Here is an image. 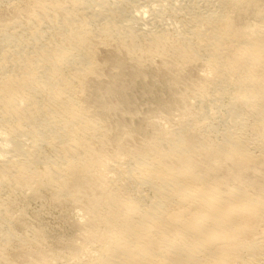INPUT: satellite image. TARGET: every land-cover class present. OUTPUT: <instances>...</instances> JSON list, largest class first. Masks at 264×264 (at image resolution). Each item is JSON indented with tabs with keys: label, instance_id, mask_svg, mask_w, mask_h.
<instances>
[{
	"label": "bare ground",
	"instance_id": "bare-ground-1",
	"mask_svg": "<svg viewBox=\"0 0 264 264\" xmlns=\"http://www.w3.org/2000/svg\"><path fill=\"white\" fill-rule=\"evenodd\" d=\"M155 61L181 111L110 135L102 66ZM43 194L82 214L63 251L15 206ZM20 255L264 264V0H0V264Z\"/></svg>",
	"mask_w": 264,
	"mask_h": 264
},
{
	"label": "rangeland",
	"instance_id": "rangeland-1",
	"mask_svg": "<svg viewBox=\"0 0 264 264\" xmlns=\"http://www.w3.org/2000/svg\"><path fill=\"white\" fill-rule=\"evenodd\" d=\"M104 53L105 52H102L99 56L101 57L99 59H100V62L102 63L104 60V55L106 54ZM102 63H100V65H102ZM154 64L155 65L152 68H149V69L144 68L140 73L137 74L138 76L134 73V71L130 69H123L124 71L121 69L120 71L122 72H120L118 71L119 69H115L113 67L106 68V66L104 65L102 66L104 70L102 69V73H101L102 77L100 76L99 78V80L100 79L101 80L98 81L97 84H93V86L96 88L92 86L93 90L96 93L92 90V88L91 89L89 88V91L87 93L88 95L87 100L91 97L88 100V102L91 103L92 106L95 105L93 106V109H95V111L97 110V115L99 118L101 117L100 119L102 120L103 124L106 125L107 128L109 127L110 135H112L113 133L112 136H114L115 134L117 135V133L119 132L127 131V128L129 129L128 131H131L132 127L134 128L136 126L135 128L139 127L142 135L146 136L148 134L146 137L149 138L151 137V133H150L151 129L147 127L146 123L148 121L158 122L159 118L163 115L165 116V115L172 114L171 116L175 117V115L179 114V112L181 111L180 107L182 106V104L180 103V100L178 99H180L179 98L180 94L184 92L183 83L179 81L180 84L182 83L180 86V84L177 85L179 83L177 81L178 83L175 82L174 83L175 85H174L173 84L174 80H171L170 76H166L164 72H161L159 68H157L159 66L157 61H155ZM107 69L109 72L107 71ZM104 71H106V73ZM192 74H195V73H192ZM107 87L109 89L108 92L107 90H105L107 89ZM172 89L175 91H173ZM98 101L100 103L102 102L101 105L103 106L100 107V103ZM96 106H98L99 108H97ZM100 108H102L101 109L102 111H100ZM177 110L178 111L180 110V111L178 112ZM164 111H166V113ZM170 111H171V114H170ZM156 115L158 117L155 118ZM151 118L156 119V120L153 121V119ZM121 119L124 121L122 123L124 124L123 125L124 127H120V125H122L120 124V121H122ZM145 119L147 122L145 121ZM176 119L177 118H175V120ZM143 122L144 123L146 122V123L144 124ZM42 196H40V199L39 198L32 199V197L30 198L29 195L27 197L25 195L24 196L25 198L18 197V200L15 203V206H17V210L19 211L24 210L22 212H24L23 215H25L23 216L24 218L23 221L26 224L25 226L32 227L31 229L40 231L41 234L43 235L44 243L42 246H39V248L42 247L43 249H46V250L52 249L55 251H63L65 243H68V241H71V240L75 241L76 237L78 238L79 236L78 224L81 222L80 219H82L81 217L82 214L81 212H78L69 203L60 204V203L54 202L52 199H50V197H47L48 195L45 197V194H43ZM41 198L44 200H42ZM78 215H80V218ZM79 220L80 222H78ZM32 248L33 247H29L27 251H29V249L33 251L34 248L33 249ZM17 258H14L17 264L18 263L24 264L23 263L24 258L23 257L21 258V255L18 259Z\"/></svg>",
	"mask_w": 264,
	"mask_h": 264
}]
</instances>
